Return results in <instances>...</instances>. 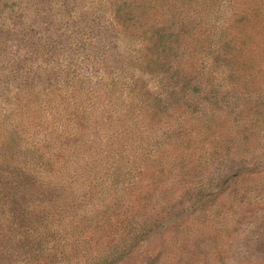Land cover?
Returning a JSON list of instances; mask_svg holds the SVG:
<instances>
[{
	"label": "rangeland",
	"instance_id": "1",
	"mask_svg": "<svg viewBox=\"0 0 264 264\" xmlns=\"http://www.w3.org/2000/svg\"><path fill=\"white\" fill-rule=\"evenodd\" d=\"M115 73L151 90L135 97L133 88L124 104L129 129H146L126 139L125 175H103L108 159L85 173V183L108 184L1 192L0 211L13 214L19 232L5 228L0 264L5 253L10 264H50L40 253L56 244L60 264H264V0H0V108L17 96L27 103L18 93L34 80L81 84ZM21 107L18 126L39 121L33 106L17 119ZM66 122L70 140L86 125L79 113ZM115 129L100 130L107 140ZM146 219L155 226L140 235ZM49 229L63 238L49 239L46 252Z\"/></svg>",
	"mask_w": 264,
	"mask_h": 264
},
{
	"label": "trees",
	"instance_id": "2",
	"mask_svg": "<svg viewBox=\"0 0 264 264\" xmlns=\"http://www.w3.org/2000/svg\"><path fill=\"white\" fill-rule=\"evenodd\" d=\"M111 34L112 32L109 35L105 33L101 36L98 42L99 50L105 52L106 43L113 42ZM92 59L99 63L103 62L101 57H96L95 55L92 56ZM136 61L140 67L138 70L143 71L141 69L142 57H139ZM121 63L124 66L126 65L125 61ZM100 66L93 65L92 67L101 70ZM118 70L116 69V73ZM117 75L116 77L114 76L115 78L109 76L108 78L102 77L98 81H93L94 75L91 74L86 78L87 81L80 82L81 84H71L65 79H60L56 84H44V79L43 82L40 81L39 83L38 80H34L31 84L28 83L24 90L20 89L21 93H18L29 98L27 103H24V105L19 104L20 100L19 96H17L8 108H0V142L5 145L8 151V154L0 155L1 198H4V193H6L5 198L12 195V188H26L28 192L26 195L33 197L31 192L39 187L48 192L55 190L65 191L72 182L80 181L78 188L85 189L101 186L103 183L108 184L110 178L112 179L114 176L123 177L125 175L122 170L129 163V156L132 151V147L126 139H129L135 132H139V134L145 133L146 129L142 127L129 129L130 124L134 125V119L124 104H127L129 93L134 91L132 90L133 88L135 90L138 89V92H133L135 97L142 94L145 95L146 92L151 90L144 83L141 85L133 83L134 75H127L123 80L119 76L120 74ZM119 78L121 79L120 81H118ZM91 82L96 83L91 84ZM119 82H121L119 95H116V89H113L111 93L112 90L110 88L116 87ZM167 87L168 85L165 81L161 83L162 90ZM56 98H59V101H55ZM66 100L71 101V103L66 104ZM111 100L118 101V108L112 107ZM151 100L156 101L154 97ZM30 105L35 109L33 111L37 114L39 121L37 120V123L35 122L25 127V121L20 120V125L18 126L14 120L17 107L20 108L22 106L23 110L19 113L17 119H19L18 117L21 119L23 116L24 119H28L27 113L29 108H32ZM123 105L124 107H121ZM67 108L72 109L67 110ZM75 113H79V117H82L86 125H80L81 131L79 130L72 137L73 139L70 140V135L68 134L70 127L66 121L70 114L74 115ZM98 118L99 120H97ZM102 127H108V130L111 127L116 129L113 133L107 134L106 140V132H101L100 130ZM108 140H110L109 144ZM99 151L102 153L100 159L98 158L90 163L89 160L97 157ZM9 152L12 153L9 154ZM54 152L58 153L59 156H56ZM66 157H68V161L65 159ZM108 159H112L113 163L107 166ZM101 162H105L104 166H107L103 175L110 174V178L102 177V179L106 180L101 183L96 182L95 178L97 177H93L88 183H85V173L93 171L97 164ZM53 166L56 169L54 172L51 171ZM70 177L76 178L73 180ZM88 195L86 193L83 195L84 200L86 196L88 200L94 198V194ZM203 196L205 195H200V200ZM80 200L81 197L76 196L73 206L76 207ZM16 212L21 213V211ZM23 215H26V212ZM12 217L13 214L10 212H6V210L0 211V241L1 237L3 238L1 235L4 233L5 228L13 233L14 237L17 236L18 233L16 232H19L17 231L18 229L13 227V225L11 226ZM155 218L158 219L157 217ZM155 223L156 221L153 219H146L142 223L140 230H138L140 235L150 231L155 226ZM18 228H21V226L18 225ZM48 231L50 235L42 239L43 242L41 243L42 249L46 252H48L49 239H57L60 242L63 238L61 234H56L51 229ZM25 234L23 232L21 235ZM53 246L56 247L54 252L51 254L49 252L43 254L42 252L40 253V258L45 262L47 259L50 264H60L65 258L64 250L59 249V244ZM25 247H29V245ZM42 254L47 255V257L45 258ZM2 258V263L10 264V253H5ZM103 262L108 264L109 260H104ZM98 263L95 262L94 264ZM100 264H102V261Z\"/></svg>",
	"mask_w": 264,
	"mask_h": 264
}]
</instances>
